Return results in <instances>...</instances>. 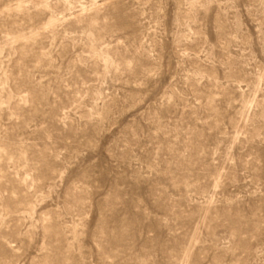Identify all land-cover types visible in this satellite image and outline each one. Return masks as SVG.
I'll return each mask as SVG.
<instances>
[{"label": "rangeland", "instance_id": "rangeland-1", "mask_svg": "<svg viewBox=\"0 0 264 264\" xmlns=\"http://www.w3.org/2000/svg\"><path fill=\"white\" fill-rule=\"evenodd\" d=\"M0 264H264V0H0Z\"/></svg>", "mask_w": 264, "mask_h": 264}]
</instances>
